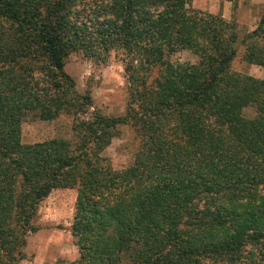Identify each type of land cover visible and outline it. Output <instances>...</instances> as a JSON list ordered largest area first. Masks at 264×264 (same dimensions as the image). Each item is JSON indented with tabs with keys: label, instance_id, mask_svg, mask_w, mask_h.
<instances>
[{
	"label": "trees",
	"instance_id": "1",
	"mask_svg": "<svg viewBox=\"0 0 264 264\" xmlns=\"http://www.w3.org/2000/svg\"><path fill=\"white\" fill-rule=\"evenodd\" d=\"M191 1L0 0V264L24 259L55 189L76 191L68 264H264V76L230 71L232 24ZM242 41L264 68V7ZM117 49L127 98L110 117L63 67ZM183 51L197 61H170ZM61 113L72 141L20 142L25 117ZM124 125L138 149L113 169L100 154Z\"/></svg>",
	"mask_w": 264,
	"mask_h": 264
},
{
	"label": "rangeland",
	"instance_id": "2",
	"mask_svg": "<svg viewBox=\"0 0 264 264\" xmlns=\"http://www.w3.org/2000/svg\"><path fill=\"white\" fill-rule=\"evenodd\" d=\"M188 7L219 15L232 24L236 34V53L230 63L231 72L253 78L264 76L263 67L244 61L242 41L255 29L264 0H192ZM123 58L124 54L118 49L110 50L100 60L87 59L80 52H73L66 58L63 71L72 79L76 93H89L93 108L106 116H122L127 98ZM170 61L195 63L197 57L183 51L172 55ZM72 121V117L64 113L49 121L27 116L20 126V142L32 144L52 138L72 141ZM137 147L136 134L130 126L124 125L119 127L116 137L100 155L111 168L123 169L132 163ZM75 196V189H55L40 201L31 222L36 231L27 235L22 249L24 259L17 264H68L69 259L77 258V250L70 237Z\"/></svg>",
	"mask_w": 264,
	"mask_h": 264
},
{
	"label": "crops",
	"instance_id": "3",
	"mask_svg": "<svg viewBox=\"0 0 264 264\" xmlns=\"http://www.w3.org/2000/svg\"><path fill=\"white\" fill-rule=\"evenodd\" d=\"M75 259H69L70 262L74 261Z\"/></svg>",
	"mask_w": 264,
	"mask_h": 264
}]
</instances>
